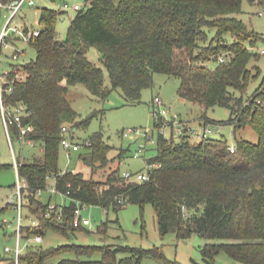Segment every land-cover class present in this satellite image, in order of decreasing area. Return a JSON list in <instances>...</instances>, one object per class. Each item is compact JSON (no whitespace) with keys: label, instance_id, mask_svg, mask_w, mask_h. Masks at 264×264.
<instances>
[{"label":"trees","instance_id":"1","mask_svg":"<svg viewBox=\"0 0 264 264\" xmlns=\"http://www.w3.org/2000/svg\"><path fill=\"white\" fill-rule=\"evenodd\" d=\"M86 3L76 10L63 39L56 32L59 10L44 7L40 17L43 27L29 39L37 56L14 65L24 69L27 76L14 81L13 91L8 90L10 83H5V103L26 106L29 114L23 117V123L34 126L26 138L43 147V153L30 161L18 158L20 175L29 186L27 207L41 222L28 227V236H45L49 229L70 236L84 229L82 221L75 223L78 200L116 211L128 202L142 206L152 203L162 234L175 232L179 238H187L197 233L222 240L202 246L204 264H214L221 250L245 264H264V81L245 99L243 93L251 77L259 74V67L255 65L253 72L249 62L253 57L258 59L259 53L247 46L254 43L252 36L256 35L238 16L243 0ZM228 36L233 38L230 44ZM92 46L102 53L112 86L121 88L129 99H138L141 90L153 84L155 72L177 75L181 78L178 92L182 97L206 109L215 105L229 108L228 122L236 128L253 125L259 141L238 140L232 151V144L225 138L203 136L192 140L191 134L184 133L176 140L161 131L158 152L148 159L150 163L160 162V166L151 169L146 181H127L119 168L109 173L106 181L86 177L80 171L62 172L58 165L62 125L77 117L67 96L69 86L84 83L93 94L104 98L108 95L103 67L87 55ZM222 55L224 61L220 59ZM211 59L216 62L214 66L206 63ZM207 121L206 124H219ZM155 124L161 126L164 119L155 117ZM12 129L19 137V128ZM112 148L97 133L81 158L94 173L95 162L106 163ZM50 177H54L61 192L70 183V203L64 204L62 218L57 213L47 217L45 210L51 200L44 202L38 194L47 188ZM107 227L104 221L101 228L105 231ZM97 248L102 258L62 257L56 264H141L146 255L165 257L159 247L121 243H67L49 248L29 243L20 255V263L47 264L51 257L65 252L86 255ZM121 251L130 253L119 257Z\"/></svg>","mask_w":264,"mask_h":264},{"label":"rangeland","instance_id":"2","mask_svg":"<svg viewBox=\"0 0 264 264\" xmlns=\"http://www.w3.org/2000/svg\"><path fill=\"white\" fill-rule=\"evenodd\" d=\"M35 2L34 5L25 4L11 22V29L6 38L10 46H4L1 55L0 73L3 74V83L10 79L11 82L17 78L16 71H12L13 65L29 61L37 56V52L30 41L23 39L15 28H20L23 31L25 29H40L43 27L40 22L42 9L44 7L55 8L59 10L56 32L58 37L63 39L67 35L72 17L76 13L72 6L75 3H86V0H35ZM65 4L68 6L65 7ZM6 13H8L7 9L0 7V32L7 22ZM238 16L247 23L250 29L254 30V35H256L252 36V41L255 44L247 43L248 48L259 53L258 59L253 57L249 62V67L253 69V72H256L255 65L259 67V74L251 77L247 89L243 93L247 99L264 81V52H262L264 49V0H255L254 2L243 0L242 11ZM210 34H214V30ZM226 39L228 44L233 41L230 36ZM16 47H19L22 52L19 57L14 58L13 52ZM87 55L93 63L103 67L104 88L108 90V95L105 98L97 96L84 83L69 86L67 96L77 111V117L74 121L65 122V124L73 127L68 133V137L74 141L85 143L88 139L92 141L97 133H101L103 139L113 148L108 152L106 163L95 162V172L92 173L90 165L81 158V154L88 151L85 146L68 152L63 145H60L58 161L60 170L80 171L86 177L91 176L98 181H106L109 173L116 168H119L121 172L128 169L132 171L146 169L147 160L158 152L157 142L161 131L166 137L173 136L176 140H179L183 134L176 125L162 124L156 126L153 113L158 108L154 103L156 95H160L166 103L169 109V117L178 114L185 126L199 129L201 124L208 122L207 120L219 122V124L210 123L213 131L206 135L209 138H225L232 145H236L241 139L252 142H258L260 139L259 133L253 125L247 124L236 128L233 123L228 122L231 116L229 108L215 105L206 109L200 104L182 97L178 92L181 78L177 75L155 72L153 84L144 87L138 99L131 100L121 88L112 86L108 69L103 63L102 53L99 49L92 46ZM206 63L210 66L216 64L212 59L207 60ZM17 72L27 76L24 69H18ZM191 139L199 140L200 138L191 134ZM12 142L17 157L22 161H30L36 155L43 153L40 142L35 140L26 142L13 131ZM142 143H145V148L141 147ZM137 153H140V156H136ZM17 179L0 101V264H15L14 254L7 252L5 248L16 246L15 229L18 211L17 208L6 205V200L15 189ZM21 179L24 180L22 176ZM40 196L44 202L51 200L57 204L70 203L68 196L56 190L54 177L49 178L47 188L42 190ZM26 200L30 206L28 197ZM84 206L81 211L84 229H77L75 233H70V236L49 229L42 242L31 241L30 244H40L45 248L67 243L96 246L121 243L129 247H159L164 252V258L146 255L142 258L141 264H204L202 246L208 241H222L220 239H208L197 233L187 238H179L175 232L162 234L157 211L152 203H145L142 206L139 203L128 202L118 211L113 207L106 209L97 204ZM24 212L28 214L27 207H24ZM4 220H6L5 224ZM104 221L108 222L105 231L101 228ZM24 223H28L26 216ZM26 241L27 238L25 237L21 241L24 249ZM129 253L121 251L118 256H126ZM102 256V251L99 248L86 255H78L74 251H69L51 257L47 264H56L62 257L99 259ZM214 264L245 263L234 259L225 250H221L216 255Z\"/></svg>","mask_w":264,"mask_h":264},{"label":"built area","instance_id":"3","mask_svg":"<svg viewBox=\"0 0 264 264\" xmlns=\"http://www.w3.org/2000/svg\"><path fill=\"white\" fill-rule=\"evenodd\" d=\"M36 2L35 0H6L0 1V7H5L7 9L6 17H7V22L6 25L2 28L0 32V63H1V55L3 51V47H9L10 43L8 40H6L9 30L11 29V22L13 18L20 12L22 7L27 4V5H34ZM88 5V3H75L72 8L74 10H78L83 8L84 6ZM65 7L68 6L67 4L64 5ZM19 31L20 36L23 39H30L34 35H37L40 33V29H33V30H21L20 28H15ZM22 50L19 47H16L13 52V57L17 58L20 56ZM262 52H264V49H262ZM221 60L224 61V57H221ZM14 66V65H13ZM17 68L14 66L12 71H16L17 73V78L14 79L13 81L10 82H2L3 80V74L0 73V101H1V111H2V116H3V122L6 128L7 136L9 138V142L11 145L12 149V155L14 159V165L16 168L17 172V183L15 186V189L12 191L11 195L8 197L6 200V205L13 206L17 208L18 215L16 217V238H17V243L15 247H10L7 246L5 250L7 252H12L14 254V259H15V264H20V255L24 251V246L21 244L22 239L25 237L27 238L26 245L29 244L31 241H34L36 243H40L44 240V235L42 233H37L32 236H28V227L30 226H39L41 224L40 219L37 217V215L29 210L26 204V192L29 189L28 182L24 178V180L21 179V175L19 172V160L16 155V152L14 150L13 142H12V131H13V126H17L19 128V137L23 138L26 142L33 141L32 139L26 138V135L28 132L32 131L34 129L33 124H24L23 123V117L25 115H28L29 112L26 109V106L23 103H19L16 105H7L4 101V90H5V83H10V86L8 87L9 91H13L14 89V81L15 80H23L25 78L24 74H19L17 72ZM11 71V72H12ZM154 103L155 105L158 106L157 109L154 110L155 117L157 119L163 118L164 119V124H173L177 126V128L184 133H189L193 134L195 136H198L199 138H202L203 136L208 135L211 131H213L212 124H201L202 126L197 129L193 128L191 126H185L183 124L182 120L179 119L178 114H173L172 116L169 117V109L164 102L163 98L160 95H156L154 98ZM72 126H69L67 124L62 125V145L70 152L71 150H78L80 147H87L91 145L92 141L91 139H88L85 143L77 142L74 141L72 138L70 139L68 137V133L72 130ZM142 148H145V143L141 144ZM231 150H235V146L231 145L230 146ZM136 156H140V153H137ZM155 166H160V162H155V163H150L147 160L146 164V169L140 170V171H132V170H124L121 172V175L123 178H125L127 181H135V182H143L148 179H150L151 174L150 171L153 167ZM70 169L63 170L62 172H68ZM56 186V185H55ZM57 190V188H56ZM1 191V187H0ZM58 191V190H57ZM70 183H69V188L61 192L63 195L68 196L70 195ZM42 190L38 191V194L40 195ZM86 204L81 203L78 200V205L75 209V223L78 224L81 222V211L82 208H84ZM24 207H27L28 209V214L24 212ZM1 208V207H0ZM54 213H57L59 218L63 217L64 214V204H57L54 202H49L47 209L45 210V215L47 217L53 215ZM25 216L28 219V223H24V218ZM6 223V220H4V224Z\"/></svg>","mask_w":264,"mask_h":264}]
</instances>
